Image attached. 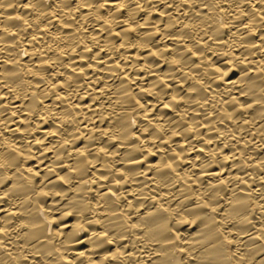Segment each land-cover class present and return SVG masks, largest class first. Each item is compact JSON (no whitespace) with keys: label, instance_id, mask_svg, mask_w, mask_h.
Instances as JSON below:
<instances>
[{"label":"bare ground","instance_id":"bare-ground-1","mask_svg":"<svg viewBox=\"0 0 264 264\" xmlns=\"http://www.w3.org/2000/svg\"><path fill=\"white\" fill-rule=\"evenodd\" d=\"M0 264H264V0H0Z\"/></svg>","mask_w":264,"mask_h":264}]
</instances>
